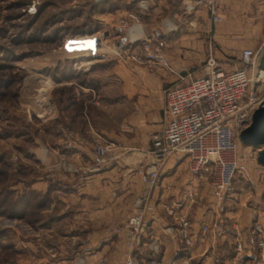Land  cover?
I'll return each mask as SVG.
<instances>
[{"label":"crops","instance_id":"1","mask_svg":"<svg viewBox=\"0 0 264 264\" xmlns=\"http://www.w3.org/2000/svg\"><path fill=\"white\" fill-rule=\"evenodd\" d=\"M215 1L218 22L210 21L192 0H144L146 13H140L136 0H126L140 20L123 32H116L118 7L98 15V31L65 36L59 48L50 52L51 66L70 59L83 70L95 61L100 67L90 71L87 84L72 83L70 104L60 110L54 107L53 136L37 138L32 152L39 175L28 187L47 192L50 200L33 228L24 225L28 234L12 226L13 239L26 248L15 252L14 264H95L101 259L119 264L126 231L115 228L133 213V202L143 188L134 170L155 164L159 179L150 194L153 209L145 214L144 234L133 249L140 264H210V246L221 264H264L248 231L253 221L264 220V172L258 176L247 167L236 175L233 194L225 201L224 230L201 234L199 225L210 223L213 208L209 176L190 174L182 157L170 156L159 163L151 154L150 135L161 129L163 121L162 89L174 82L175 72L198 76L208 54L224 70L232 69L230 57L235 55L237 67L239 51L257 49L264 40L263 0ZM150 33L163 42L167 67L127 58L136 39ZM75 104L80 107L73 111ZM92 133L110 145L98 167L91 162ZM163 205H172V214ZM177 217L190 221L188 246L178 243L167 229L176 226ZM231 224L240 232V260L235 257ZM39 241L45 243L43 250Z\"/></svg>","mask_w":264,"mask_h":264},{"label":"built area","instance_id":"2","mask_svg":"<svg viewBox=\"0 0 264 264\" xmlns=\"http://www.w3.org/2000/svg\"><path fill=\"white\" fill-rule=\"evenodd\" d=\"M202 7L212 22L221 20L215 0H192ZM264 1V0H263ZM141 9H146L144 0H137ZM127 17V18H126ZM126 17L116 18L118 27L128 28L126 19L137 22L136 13L128 12ZM134 44V43H133ZM163 42L152 33L146 38H137L134 46L129 47L127 58L134 63L160 65L167 67L161 48ZM264 40L257 49L243 47L238 54L239 66L224 70L216 58L208 54L202 63V73L191 77L175 72L176 79L162 89L164 106L162 109L161 129L150 135L152 157L162 163L170 156L185 159L190 174L205 173L209 176L211 188L212 213L209 222L199 225L201 234L223 229V213L226 199L233 194L236 175L245 173L246 156L239 152L237 133L250 120L252 108L264 95L256 96L255 88L250 85L249 71L258 69V57ZM91 162L95 167L104 163L110 145L98 133H92ZM252 153V152H251ZM255 160L254 154H249ZM159 165L137 167L134 171L143 183L142 192L133 202V213L128 215L122 226L125 240L119 264H140L133 253L145 231L144 216L153 209L150 194L159 179ZM168 214L173 207L163 205ZM176 226H168L178 243L188 246L192 241L190 221L177 217ZM236 240L233 249L236 260L242 258V242L236 224H231ZM224 230V229H223ZM251 242L257 249L258 257L264 262V220L250 224ZM150 245L154 248V241ZM210 264H221L216 250L210 246ZM95 264H107L104 259Z\"/></svg>","mask_w":264,"mask_h":264},{"label":"rangeland","instance_id":"3","mask_svg":"<svg viewBox=\"0 0 264 264\" xmlns=\"http://www.w3.org/2000/svg\"><path fill=\"white\" fill-rule=\"evenodd\" d=\"M92 1L0 0V189L12 187L17 192L24 180L31 183L33 176L39 175V163L32 151L37 149L39 136L47 140L53 136L54 107L60 110L65 105L67 96L72 94L73 82L78 79L90 81V71L100 67V63L95 61L83 70L75 63L73 65L70 59L60 60L51 66L48 60L50 52L59 48L65 36L99 30L98 15L109 11L101 12L97 7H91ZM112 1L119 6L115 18L135 12L137 21L140 20V14L131 3L127 6L126 0ZM147 9L146 5L140 13H146ZM126 21L128 27L133 23L130 19ZM119 31L123 32L124 28L118 27L116 32ZM97 36L102 39V34ZM234 58L235 55L228 62L231 68L237 65L233 63ZM36 62L46 64L41 66ZM255 70L249 71L250 85L256 89V96H262L264 80L256 79ZM72 75L76 78L65 80ZM237 141L240 154L246 156L248 169L258 176L262 174L264 164L249 156L252 153L255 156L254 149ZM5 195L4 204L8 205L10 197ZM24 225L27 224L21 220L0 216V264H14L15 252L26 249L13 239L11 233L13 228H17L28 234L29 229ZM6 228L10 231H5ZM39 243L43 250L44 241Z\"/></svg>","mask_w":264,"mask_h":264},{"label":"trees","instance_id":"4","mask_svg":"<svg viewBox=\"0 0 264 264\" xmlns=\"http://www.w3.org/2000/svg\"><path fill=\"white\" fill-rule=\"evenodd\" d=\"M125 5V4H123ZM128 6V4H127ZM91 7H97L101 12L103 10L113 11L117 9L119 6L115 5V2L112 0H93L91 2ZM77 74V73H75ZM76 78V75L68 76L65 80ZM58 80H56L57 82ZM77 84H87L88 82L78 79L75 81ZM71 95H68V101L65 102V105L62 106L65 108L68 104H70L69 98ZM73 111L80 107V104H75L71 106ZM86 110V108H85ZM30 182L28 180H24L23 186L15 192V190L11 187L5 188L1 187L0 189V216H6L8 218L18 219L23 221L25 224L29 225L33 228L34 224L41 219L42 217V209L48 204L50 200V196L47 192H40L35 188L28 187ZM10 197L9 204H4L6 197Z\"/></svg>","mask_w":264,"mask_h":264},{"label":"water","instance_id":"5","mask_svg":"<svg viewBox=\"0 0 264 264\" xmlns=\"http://www.w3.org/2000/svg\"><path fill=\"white\" fill-rule=\"evenodd\" d=\"M258 69L264 71V46L259 54ZM250 120L245 127L237 133V139L244 146L254 149L257 163L264 164V97L252 109ZM243 258H251V255H243Z\"/></svg>","mask_w":264,"mask_h":264},{"label":"bare ground","instance_id":"6","mask_svg":"<svg viewBox=\"0 0 264 264\" xmlns=\"http://www.w3.org/2000/svg\"><path fill=\"white\" fill-rule=\"evenodd\" d=\"M256 79H260L261 81L264 80V73H262V71H259V72L257 73V77H256Z\"/></svg>","mask_w":264,"mask_h":264}]
</instances>
